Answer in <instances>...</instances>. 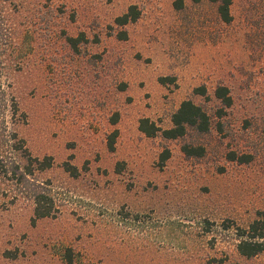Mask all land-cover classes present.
I'll list each match as a JSON object with an SVG mask.
<instances>
[{
  "label": "rangeland",
  "instance_id": "obj_1",
  "mask_svg": "<svg viewBox=\"0 0 264 264\" xmlns=\"http://www.w3.org/2000/svg\"><path fill=\"white\" fill-rule=\"evenodd\" d=\"M15 1L22 66L0 95L18 106L0 121L52 157L26 184L40 182L57 212L32 222L20 183L1 182L0 264H264V251L235 250L236 227L264 221V0H231L228 22L211 0ZM130 5L138 18L116 24ZM184 99L208 113L207 132L139 130L141 118L170 126Z\"/></svg>",
  "mask_w": 264,
  "mask_h": 264
},
{
  "label": "trees",
  "instance_id": "obj_2",
  "mask_svg": "<svg viewBox=\"0 0 264 264\" xmlns=\"http://www.w3.org/2000/svg\"><path fill=\"white\" fill-rule=\"evenodd\" d=\"M192 1L199 2L200 0ZM211 1L218 3L217 10L221 19L225 22L230 21L231 13L229 6L231 0ZM138 15L139 10L137 7L130 5L126 12L115 17L114 20L118 25H125L135 21ZM18 19L19 10L16 1L0 0V87L2 88H4L2 81L10 77L12 78L9 80L11 83V80H14L13 76L19 71L18 64L20 67L22 66L16 57V51H11L12 48L18 45L17 39H15L19 28ZM119 36L125 38V31H121ZM77 39L78 37L66 38L72 47H76ZM6 86L12 88L10 85ZM195 91L203 94L205 93V88L199 86L195 88ZM4 92L3 90L2 95H0V115L4 114L8 109L15 113L18 106L15 96L12 94L10 98H7ZM214 94L217 98L221 99L223 105L229 106L231 104L232 99L227 87H216ZM3 119L2 122L0 121V183L5 179L14 180L17 184L20 183L19 185L24 189L30 205L32 222L40 218L55 216L57 207L55 206L54 198L49 194L48 190L35 179H33L35 183L30 182L26 184L29 181L26 176L34 174L35 170L44 171L48 169L53 163L52 157L50 155H44L42 157L33 156L26 145L25 138L20 136L18 131L13 129V131L6 132L2 126L5 121L4 117ZM115 121L116 118L113 119V122ZM170 122V126L161 128L148 118H141L138 128L146 136L154 137L161 135L164 139L182 138L190 130L204 133L210 129L208 113L191 99L181 101L177 109L171 114ZM6 123L7 121H5ZM116 134V130L109 133V149H113ZM182 150L187 156H200L204 153V148L201 145L193 146L184 144ZM169 156V149L164 148L159 156V164L163 165ZM64 168L71 175L78 174L77 168L67 161L64 162ZM236 230L240 239L235 243V250L239 255L249 258L264 251V221L254 220L247 227L242 228L237 226ZM66 257L69 262L72 260L70 251L66 253Z\"/></svg>",
  "mask_w": 264,
  "mask_h": 264
}]
</instances>
